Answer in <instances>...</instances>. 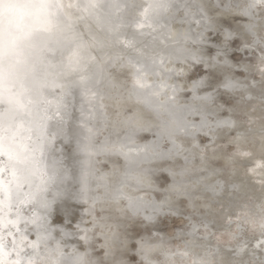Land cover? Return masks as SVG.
Masks as SVG:
<instances>
[{"label":"bare ground","instance_id":"bare-ground-1","mask_svg":"<svg viewBox=\"0 0 264 264\" xmlns=\"http://www.w3.org/2000/svg\"><path fill=\"white\" fill-rule=\"evenodd\" d=\"M211 2L215 4L216 0ZM94 3L100 4L101 0H0V166L5 191L11 192L14 215L21 224L17 245L28 248L24 254L26 262L63 264L61 253L66 246L79 248L76 238H67L64 232H74L76 224L83 228L84 222L104 217L112 228L88 234L90 252V243L97 242L94 236L98 235L101 252L110 253L103 255L108 264H126L131 251L141 258V264H171L170 250L176 246L168 245L164 237L134 238L128 234L126 225L137 219L151 224L159 215L176 214L169 210H175L179 198L184 196L190 207L200 202L206 208L208 232L214 228L210 223L232 230L235 225L229 227L226 222L229 213L238 212L249 197L254 204L264 200V187L260 183L264 169L249 172L264 161L261 138L264 120L260 119L264 113V86L248 77L246 90H239L262 108L251 106L252 111L237 105L229 111L231 119L239 125V132L244 134L239 147L251 152V159L236 154L237 133L226 127H213L211 131L205 128L195 133L194 139L181 136L176 140L180 151L168 154L172 145L157 136L158 120L145 113L134 97L128 96L118 77L119 69L113 71L109 64V57L119 51L113 44L117 34L112 29L127 13L117 15L115 9L92 7ZM214 15L215 22L230 16ZM244 23L237 27L240 34ZM182 31L179 21L170 23L173 38ZM186 63V75L197 79L192 71L195 63L190 60ZM183 100V93H179L178 103ZM129 108L152 126L137 133L136 145H149V154L141 155L132 165L126 161L123 146L125 120L132 114ZM237 111L246 112L254 125L245 127L235 117ZM220 118L226 117L220 113ZM201 135H207V139L200 138ZM223 138L234 147L231 153L221 147ZM216 159L221 163L216 164ZM105 162L107 166L102 164ZM129 168L143 181V191L136 192L119 183ZM160 171L170 175L161 200L153 194L160 187L156 178ZM217 184L221 187L213 191L211 186ZM118 189L130 197L140 195L163 207L150 221L145 219L150 213L126 216L123 202L115 198ZM231 193L243 201H231ZM185 220L197 222L191 217ZM66 223H70L69 229L64 228ZM243 230L240 235L248 245L245 253L231 251L237 247L236 241L218 243L213 236L210 242L204 241L207 247L217 250L208 257V264H213L212 260L215 264H264V250L254 249L261 238L259 226L255 230L258 237H249ZM113 232L118 234V242L113 241ZM132 238L136 240L134 245ZM37 245L41 250L33 253L31 249ZM85 260L87 264H107L96 259L92 252Z\"/></svg>","mask_w":264,"mask_h":264},{"label":"snow or ice","instance_id":"snow-or-ice-1","mask_svg":"<svg viewBox=\"0 0 264 264\" xmlns=\"http://www.w3.org/2000/svg\"><path fill=\"white\" fill-rule=\"evenodd\" d=\"M101 5L115 9L117 15L127 13L112 29L117 34L113 44L119 51L109 57V64L113 71L119 69L118 77L128 96L134 97L145 113L158 120L157 136L172 145L168 154L180 151L176 140L181 136L194 139L195 133L205 128L211 131L213 127H226L237 133L236 154L251 159L252 153L239 147L244 134L239 132L236 121L231 116L220 118L224 106L216 103V97L222 93L246 90V79L241 81L232 73L235 65L229 57L232 55L234 58L236 52L249 51L252 58L258 59L257 71L264 78V0H216L215 4L211 0H142L140 3L136 0H101L100 4L94 3L92 7ZM216 13L246 21L241 36L237 37L234 31L217 26ZM177 21L183 31L173 38L169 25ZM237 38L241 43L234 48ZM189 60L202 65L204 75L197 79L187 76L186 61ZM179 93L184 95L182 103H178ZM128 112L132 114L125 120L127 132L123 146L126 161L132 165L141 155L149 154V145H136L137 133L152 126L146 125L132 108ZM261 138L264 140V124ZM152 146L155 149V142ZM257 169H264V161L258 162L249 172L255 173ZM119 183L136 192L143 191V181L133 175L130 168L119 178ZM260 183L264 187V177H261ZM211 187L214 191L221 185ZM115 198L123 202L126 216L150 213L145 216L149 221L163 207L140 195L130 197L119 189ZM6 200L9 201L7 205ZM10 201L11 192L5 191L3 167L0 166V264H32L24 259L28 248L17 245L21 224L15 218L16 208ZM226 222L229 227L233 224L238 226L232 237L237 247L232 248V252L239 254L247 251L248 245L242 240V229L239 227L245 223L259 226L261 238L254 249L264 250V200L259 204L249 201L240 205L238 212L229 213ZM84 223L83 228L76 224L74 232H64L65 237L76 238L79 248L66 246L61 253L63 264H87L85 257L91 255L87 248L88 234H94L97 229L110 231L112 228L104 217ZM63 226L66 229L71 227L70 223ZM211 226L215 228L216 224ZM186 228L189 230L182 233V243L170 250L171 264H208V257L214 256L217 251L203 243L210 242L215 235L208 232L209 223L204 218H199L197 222L189 220ZM112 239L118 242V234L113 232ZM79 249L84 251L79 252ZM40 250L39 245L31 249L33 253ZM141 250H144L143 244ZM109 254L108 250L104 252L105 256Z\"/></svg>","mask_w":264,"mask_h":264},{"label":"rangeland","instance_id":"rangeland-1","mask_svg":"<svg viewBox=\"0 0 264 264\" xmlns=\"http://www.w3.org/2000/svg\"><path fill=\"white\" fill-rule=\"evenodd\" d=\"M241 22H243V20H240L238 17L234 18L233 16L230 15L229 17H223V21H216V24H218L220 27L228 28L229 30H233L237 34V37H240L241 36L240 30H238L237 27L242 25V24H240ZM240 43H241V40L239 38H237L235 44L233 45V47L234 48L238 47L240 45ZM229 58L232 60V63L235 65L233 67V69H232V72L237 77H241L242 80H245V79L248 80L249 79L248 77H250V78H252L254 80H257V82H259L260 86H264V85H262L264 83L263 82L261 83V79L262 78L260 76V73L257 71V66L255 68V65L256 64L258 65L259 61L256 58H252L249 51L236 52L234 58H233L232 55H230ZM237 61H239V63H237ZM242 65H249L250 69L249 68L245 69ZM192 71H193V73L195 75V78H199L200 75H204V71H203L202 65H199V64L195 63L194 65H192ZM216 103L217 104H221L222 103L221 105H224V110L221 111V114H223V116H225L226 118L230 116V113H229L230 108H236L237 105H242V106L248 107V109L251 108V106L252 107L253 106L254 107H258V108H262L263 107L260 104H258L257 101H255L253 98L246 99L244 97V95L239 92V90H237L235 92L222 93L221 95H218L216 97ZM253 104H255V105H253ZM251 110L254 111V108H251ZM235 114H236L235 117L239 118L238 120L243 122V125L245 127H248V126L250 127V126L254 125V123H250L249 122L246 112L237 111V112H235ZM263 116H264V113L262 114L260 119L264 120ZM231 132H233V131H231ZM231 135L233 137H235V133L234 134L231 133ZM142 136L145 139L147 137V134L145 133ZM201 136H200V138L207 139V137H206L207 135H201ZM224 138H226V136H224ZM224 138L222 139L224 143L222 142L223 144L221 145V147L223 149H225L226 153H231L233 151L234 147H231L230 143H228V145H227L226 139H224ZM207 142L208 141H206L204 143H207ZM228 146H229V148H228ZM245 151H248V150H245ZM214 162L216 164L217 163L219 164V163H221V160L220 159H216ZM102 164L103 165L105 164V166H107L106 162L102 163ZM221 165L222 164H220L219 166H221ZM223 166L225 168L227 167L225 165H223ZM169 176L170 175L167 172H164V171H160L158 174H156L157 183H158V186L160 185V187H157V189L155 190V192H153V194L159 200H161L163 198L162 195H163V193H164V191L166 189L165 186L169 184V181H168L169 180ZM229 195L233 197L232 193L229 194ZM232 197H230V198H232ZM235 198L236 197H233L231 199V201L235 200L237 202L238 199H239L238 200L239 202L243 201L240 198H236V199ZM249 198H251V197H249ZM249 198L245 199L246 201L244 200V202L245 203L249 202L250 201ZM179 200L180 201L178 203V206L175 207V210L172 209V208H171V210H169L171 212L175 211L176 214L172 213L171 215L170 214H165V215H162V216L159 215L157 217L156 222L153 221V222H151V224L147 223V222H144L142 219L141 220L137 219V220L131 221V222L129 221L128 225H126V228L130 232L128 234L133 236V237L134 236L136 237V235L139 236V237L143 236V235H148L149 238H153L154 236L164 237L165 240L167 241L168 245L170 244V245L177 246V245L181 244L182 243V240H181L182 233L188 231V229L186 228V225L188 224V223H186V220H185L186 217L187 218L191 217L192 219L198 221L199 218H205L206 219L209 216V213L207 215L206 208H204L201 205L200 202L197 204L196 207H190L187 204L186 198H184V196L180 197ZM198 200L201 201L200 199H198ZM215 204L216 203H214V205ZM234 204H235V202H234ZM97 213H99V210H97ZM177 214H178L180 220L178 219V216H176ZM232 218L234 219L235 217H232ZM175 219H178V220H176L174 222ZM224 221H225V219H224ZM210 224L212 225L213 223H210ZM245 224L242 225L244 227V228L242 227V229H244L243 232L247 233V235L249 237H252V238L258 237V236H256L257 234L255 232L256 226L250 225V223H247L246 225ZM150 225H152V226H150ZM233 225H235V224H233ZM219 226H220L221 229H219ZM219 226H216L215 228H212V230L209 229V231L211 233H215V235L213 236L214 240H216L218 243L219 242L220 243L221 242H223V243L226 242L224 244H227V243L233 244L234 240L232 239V237L236 233L237 226L236 225L233 226L232 230L228 229L229 231L226 228L223 229V225L222 226L219 225ZM252 229H254V230H252ZM230 231H233V232L231 233ZM228 234H229V236H228ZM226 235H227V237H226ZM94 238H95V241H97V242H94V240L91 241V243H90L91 244V250H92L91 252L93 253V255H94V257L96 259L102 261L103 263H107V261L103 258L104 253L101 252L100 244L102 242L99 241L100 237L98 235H96V236H94ZM132 240H131V244L134 245L136 240H134L133 238H132ZM133 248H134V246H133ZM141 262H142L141 258L134 251H131L129 253V257H127V263L126 264H141Z\"/></svg>","mask_w":264,"mask_h":264}]
</instances>
